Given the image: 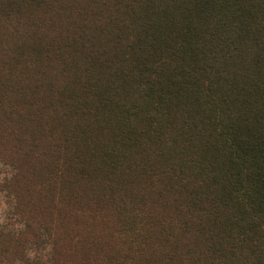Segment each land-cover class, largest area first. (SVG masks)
<instances>
[{"label": "trees", "instance_id": "16d2710c", "mask_svg": "<svg viewBox=\"0 0 264 264\" xmlns=\"http://www.w3.org/2000/svg\"><path fill=\"white\" fill-rule=\"evenodd\" d=\"M24 55L56 71L22 75ZM5 151L32 162L15 178L92 183L54 264H264V0H0ZM17 198L22 251L73 218Z\"/></svg>", "mask_w": 264, "mask_h": 264}, {"label": "rangeland", "instance_id": "374dc122", "mask_svg": "<svg viewBox=\"0 0 264 264\" xmlns=\"http://www.w3.org/2000/svg\"><path fill=\"white\" fill-rule=\"evenodd\" d=\"M7 39L12 57H21L22 53H29L28 49L32 47L30 45L26 46L24 49L18 50V44L12 42L9 38ZM29 42L33 44L32 41ZM48 57L51 58L49 55ZM22 60V64L18 63V61L9 62L17 66L20 73L23 71L22 75L28 71L35 76L38 75L40 71H42L40 73H54L56 71L57 63H52L50 60H39L33 63V65H28V63L25 62V55L22 57ZM45 66L46 68H44ZM10 73H12V71H10ZM4 155V157L0 156V264H54L53 254L56 247L58 248L61 244H67L70 246L74 245L78 248L80 244L78 238L89 229V225L79 217L80 213L74 211L81 199L93 203L95 194H93L92 183L89 179H87L88 184L83 183L85 179H82L74 184H67L72 174H69L65 180L53 178L50 176V170L51 172L53 171L50 165V169L49 167L42 168V176L38 175V178H36V174L35 176L29 174V171H23L24 177L15 178L19 172L18 168L24 163H26L24 168H31L32 162L28 161V159L22 161L17 159L19 162L14 164L10 159L13 158L10 153L5 151ZM40 183L43 188L40 187ZM125 185L129 186L130 184L126 183ZM24 189H26L28 193L30 191L31 194H38L40 192L43 195L53 197L55 200L59 197L60 205H62L68 215L73 214L70 216L73 218L67 225L64 224L63 226H59L55 223L57 232L53 239L50 237L52 233H50L49 230L45 228L39 229L37 239L26 243L22 251V248H18V245L14 246L15 242L10 240L7 236H16L25 229L24 222L17 211V197L24 192ZM60 194L62 195L59 196ZM80 194H82V196L79 197ZM88 214V219L94 218L92 214ZM80 216L83 217V215ZM96 228L100 235L99 243L101 244V248H103V251L99 249V253L111 252V247L108 249L111 242L104 238V232L106 231L99 225H97ZM95 248L92 246L93 251ZM5 251L9 252L11 255L7 254Z\"/></svg>", "mask_w": 264, "mask_h": 264}]
</instances>
